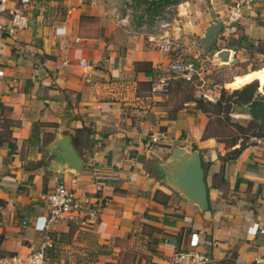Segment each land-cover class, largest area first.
Here are the masks:
<instances>
[{"label": "crops", "instance_id": "0c3cea01", "mask_svg": "<svg viewBox=\"0 0 264 264\" xmlns=\"http://www.w3.org/2000/svg\"><path fill=\"white\" fill-rule=\"evenodd\" d=\"M241 5L235 32L216 35L210 57L232 71L223 83L260 77L252 99L264 100V0ZM25 14L27 25L15 29L0 13V260L23 259L46 239L45 264H166L184 248L205 252L208 264H252L261 248L251 232L264 223V134L223 160L240 139L229 147L218 141L225 136L203 137L212 116L188 95L192 85L174 81L169 94L149 92L169 56L146 31L116 24L115 0H33ZM207 16L191 24L198 41L212 23ZM243 112L233 106L228 120L252 122ZM152 131L159 142L148 141ZM55 134L68 135L81 159L75 195L93 216L40 232L33 226L45 214L39 195L70 175L49 170L45 147ZM174 147L199 153L204 211L159 175Z\"/></svg>", "mask_w": 264, "mask_h": 264}, {"label": "built area", "instance_id": "2783aa9c", "mask_svg": "<svg viewBox=\"0 0 264 264\" xmlns=\"http://www.w3.org/2000/svg\"><path fill=\"white\" fill-rule=\"evenodd\" d=\"M33 0H0V13H6L9 17L10 25L15 29H23L27 25V17L25 14L26 7ZM12 3L11 6L7 4ZM170 8L179 9L187 6V0H173L166 3ZM242 5L232 7L229 14L220 19L221 28L217 34L219 37H227L235 32L236 22L241 17ZM146 15H141L145 19ZM155 16V17H154ZM148 26L147 38L150 39L156 49L169 56L167 62L161 67L160 74L149 80V92L154 95L169 94L174 81H183L192 85L197 91L198 97L214 105L220 97L223 85L217 80L219 73L223 70L211 60V57L204 54V50L199 41H197L196 52L192 57L185 56L181 51L178 52L177 42L168 36L166 28L169 22L163 20L159 15H154ZM189 22V21H188ZM118 25H128L129 16H124L116 21ZM77 41L76 38L73 39ZM78 65L82 73L83 81H87L88 65L84 59L78 60ZM210 76H212L210 78ZM15 82L12 78L11 83ZM234 118V117H232ZM162 135L159 131H152L147 136L150 143H157ZM264 142L263 139L259 140ZM77 185V177L69 175L66 181L56 183L55 187L48 193L39 195L45 209L43 216L39 215L35 219L34 228L40 232H46L50 227L57 224L58 221H79L83 222L81 217H92L91 212L82 209L84 200H79L75 195V186ZM252 235L259 236V245L261 252L253 257L252 264H264V223L254 227ZM48 248L46 239L39 240L34 245L29 246V253L19 259L17 256L0 260V264H45V249ZM211 263L209 256L195 248H184V250L174 253L166 264H208Z\"/></svg>", "mask_w": 264, "mask_h": 264}, {"label": "water", "instance_id": "95a60500", "mask_svg": "<svg viewBox=\"0 0 264 264\" xmlns=\"http://www.w3.org/2000/svg\"><path fill=\"white\" fill-rule=\"evenodd\" d=\"M263 1V0H257ZM221 28V22H209L203 28L199 43L203 48L212 45L214 37ZM261 97V96H260ZM245 116L255 122L259 130L264 131V100L250 99L243 105ZM49 170L53 173L70 174L76 176L81 167V159L77 155L71 138L66 134H55L45 147ZM196 149L174 147L161 161L159 175L168 188L179 195L199 211L207 209L206 186L204 169Z\"/></svg>", "mask_w": 264, "mask_h": 264}, {"label": "rangeland", "instance_id": "374dc122", "mask_svg": "<svg viewBox=\"0 0 264 264\" xmlns=\"http://www.w3.org/2000/svg\"><path fill=\"white\" fill-rule=\"evenodd\" d=\"M168 1L173 0H115V22L127 14L129 16L128 25H119L120 27L129 28L130 31L136 33L144 31L148 33L150 20L154 19V15H159L163 20L169 22L170 26L165 31L177 42L178 52L181 51L185 56L192 57L196 52L195 47L198 40L194 38L196 34L192 33L191 24L207 15L212 19V22L220 21L229 14L232 7L241 5V2L245 0H187L189 4L179 9L170 8L166 4ZM141 15H146V18L142 19ZM211 48L209 46L204 50V54L208 57H210L209 50ZM231 73L232 71L228 68H223V72L219 73L217 77L226 92H230L232 89L226 88L223 81H227ZM187 93L195 100L199 98L197 91L192 87Z\"/></svg>", "mask_w": 264, "mask_h": 264}, {"label": "trees", "instance_id": "16d2710c", "mask_svg": "<svg viewBox=\"0 0 264 264\" xmlns=\"http://www.w3.org/2000/svg\"><path fill=\"white\" fill-rule=\"evenodd\" d=\"M138 63H135L134 65L137 66ZM250 79H252V81L244 86L231 85L230 83L225 82L224 86L232 90L230 92H226L223 89L220 93L219 100L214 105H210L199 98L195 100V105L202 111V113L206 116H212V121L208 120L209 123L205 127L203 137H206L209 134H219L223 137L225 136L224 140L218 141L225 142V146L229 147H232L240 139V141H238L239 145L228 150L224 154V157L222 158L223 160L233 159L243 148H245L251 137L258 139L264 134V131L255 128L253 122H248L245 126H243L239 123L230 122L228 120L227 114L231 111V108L233 106H242L247 103L254 94L256 83L257 87L262 84V79L258 76H254Z\"/></svg>", "mask_w": 264, "mask_h": 264}]
</instances>
